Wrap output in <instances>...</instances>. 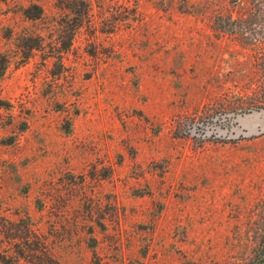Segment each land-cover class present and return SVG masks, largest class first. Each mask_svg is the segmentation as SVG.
Returning <instances> with one entry per match:
<instances>
[{"label": "rangeland", "instance_id": "1", "mask_svg": "<svg viewBox=\"0 0 264 264\" xmlns=\"http://www.w3.org/2000/svg\"><path fill=\"white\" fill-rule=\"evenodd\" d=\"M86 3L0 0V264L260 263L264 0Z\"/></svg>", "mask_w": 264, "mask_h": 264}, {"label": "water", "instance_id": "2", "mask_svg": "<svg viewBox=\"0 0 264 264\" xmlns=\"http://www.w3.org/2000/svg\"><path fill=\"white\" fill-rule=\"evenodd\" d=\"M221 119L222 121L227 120L230 126H206L203 136L236 140L264 134V108L249 110L245 113H229Z\"/></svg>", "mask_w": 264, "mask_h": 264}, {"label": "trees", "instance_id": "3", "mask_svg": "<svg viewBox=\"0 0 264 264\" xmlns=\"http://www.w3.org/2000/svg\"><path fill=\"white\" fill-rule=\"evenodd\" d=\"M73 2H74V3H75V2L80 3V4L85 8L86 12H88V5H87V3H86V0H73ZM86 12H85V14H86ZM81 26H82V21L79 22V24H78V27H81ZM258 264H264V258H263V260H262L260 263H258Z\"/></svg>", "mask_w": 264, "mask_h": 264}]
</instances>
